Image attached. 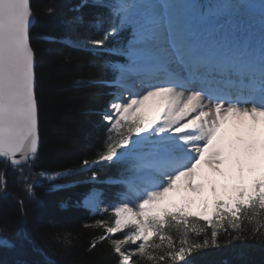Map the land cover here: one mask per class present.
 <instances>
[{"label":"snow or ice","instance_id":"1","mask_svg":"<svg viewBox=\"0 0 264 264\" xmlns=\"http://www.w3.org/2000/svg\"><path fill=\"white\" fill-rule=\"evenodd\" d=\"M86 3L87 0H82L74 11H79ZM96 3L100 7L109 8L114 23L103 37L83 43L125 57L127 63L122 66L116 82L126 75L138 74L145 68L154 67L166 74L170 83L157 84L143 93H130L126 97L112 94L113 100L104 115V121L109 125L107 130L119 131L120 127H126L129 135L115 142L109 137L106 149L98 159H85L83 164L90 167L101 161L113 162L115 159L119 162L131 157L135 172L146 180V190L135 205L138 212L129 207L128 202L114 207L113 225L106 227L105 235L93 240L92 246H96L97 240L106 239L107 234H115L131 225L122 238L111 240L113 251L119 258L118 264H141L143 258L153 264H160L166 257L173 262L190 264L187 256L203 248L217 246L218 230L228 232L225 223L237 231L238 235L233 239L244 234L239 226L242 211L247 213L251 209L252 213L260 212L264 215V177L251 185H233V195L229 199L218 198L211 210L205 207L203 213L183 210L169 212L166 209L159 212L155 207L177 187V182L182 178H188V187L202 188L203 184L192 183V178L202 165L220 171V166L232 159L242 166L241 153L252 155L257 150L264 152V139L252 135L256 125L264 121V55L259 66L250 65L243 58L229 59L223 46L202 40L188 21L167 2L157 4L149 0H96ZM160 7L164 9L162 13ZM36 19L30 0H0V162L18 174L30 197L34 196L33 183L28 182L30 178L25 175L24 166L34 167L39 155L40 140L38 99L35 93V52L30 42V31ZM82 22V16L73 17L69 21ZM94 27L99 29V21ZM127 27L132 31L124 45L116 49L105 48L109 37L119 36ZM165 32L168 46H165ZM62 42L79 46L68 37ZM109 64L111 66V62ZM181 70L190 76H195L197 72L228 75L241 70L251 77L258 75L262 81L258 89L260 98L241 100L224 95L214 96L209 94L210 90L203 88L191 90L184 97V90L191 80L186 83L181 79ZM178 88L181 91H177ZM150 101L155 102L158 111L146 119L144 109ZM249 117L251 124L245 119ZM230 118L241 125H247L249 135L237 136L226 142L221 129ZM184 120L186 122L181 123ZM64 174L55 172L49 175L41 171L38 177L54 179ZM7 175L6 168L0 169V196L6 194ZM20 203L23 205V201ZM190 216L202 219L210 226V236L203 227L191 228L193 232L204 233L202 241L193 239L189 243L184 239L176 250L172 238L161 234L166 219L182 222L187 229L190 227ZM95 224L103 225L104 222L97 220ZM4 230V227H0V233ZM154 236H158L161 241H169L167 249L159 255H155L154 249L150 248ZM260 238L264 239V230L260 232ZM125 245L128 247L125 248ZM133 256L138 259L134 261Z\"/></svg>","mask_w":264,"mask_h":264},{"label":"trees","instance_id":"2","mask_svg":"<svg viewBox=\"0 0 264 264\" xmlns=\"http://www.w3.org/2000/svg\"><path fill=\"white\" fill-rule=\"evenodd\" d=\"M81 2L32 0L38 17L31 41L37 58L41 148L34 167L24 166L28 182L33 183L34 196L28 195L25 183L10 166L6 169L9 194L0 196V227L5 229L0 233V241L6 243H0V264H118L111 240L120 239L123 232L107 234L103 241H96L95 247L92 242L105 235V228L114 223L111 207L119 200L123 185L111 179L130 171L127 158L119 162L101 161L90 167L83 164L85 159L97 160L111 136L101 120V111L110 95L105 83L111 77L107 63L115 54L62 42L67 36L74 40L101 38L108 30L105 25L94 27L96 21L104 20L108 8L89 0L74 11ZM76 16H82L83 22L69 23ZM111 41L106 40L105 48ZM3 165L0 163V169H4ZM41 171L65 174L49 179L38 177ZM92 177L95 180L89 181ZM93 186L102 188V199L109 206L100 215L90 214L81 205L83 196ZM97 220L104 224L96 225ZM188 224L186 229L182 222L166 219L161 234L172 238L176 250L184 239L189 243L193 239L202 241L204 233L191 228L203 227L210 236L211 228L202 219L190 216ZM239 226L244 230L240 238L233 239L238 233L225 223L228 232L218 230L217 246L193 252L186 259L190 264H264V239L260 238L264 215L252 213L251 209L247 213L242 211ZM168 244L167 239L161 241L154 236L150 248L159 255ZM156 245L160 247L155 248ZM141 264L153 262L143 258ZM160 264L183 262L166 257Z\"/></svg>","mask_w":264,"mask_h":264},{"label":"rangeland","instance_id":"3","mask_svg":"<svg viewBox=\"0 0 264 264\" xmlns=\"http://www.w3.org/2000/svg\"><path fill=\"white\" fill-rule=\"evenodd\" d=\"M206 1H208V0H198V1L197 0H175V4H177V6L179 7V10L181 7L183 9L187 5H191V6L196 5L197 6V4H198V10H200V5ZM152 2L157 3V0H152ZM209 3H210L211 10H214L213 11L214 13H212V15H214V17L211 18V16L207 15L210 8L207 7V5L206 6L204 5L203 11H202L204 21L208 20L209 22L213 23L212 22L213 19L214 20L219 19L220 21H222L226 17H231L232 18L231 21L234 22L233 25H235V26H237L241 21L247 20V19L248 20H254L255 19V20H257V22H259V20H260L261 22L264 23V0H210ZM180 13L182 15L183 10H182V12L180 11ZM259 24L260 23H256L253 26H257ZM259 30L260 29H258V32H257V30L254 31L256 34L258 33L257 36L260 34L261 30L260 31ZM142 72H150L152 74L153 70L151 71L150 69H145ZM125 93H126V90H123L121 94L124 95ZM155 108H157V107H156L154 101H150L145 106L144 112L146 115V119L152 117V113H153V110H155ZM235 126L239 127V125H235ZM119 129H121V127ZM235 131L236 130H234V132ZM238 132H240V131H238ZM259 155H261V154H259ZM259 164L262 166L264 165V157L260 160ZM256 165L253 167L255 170L251 171L250 173H255ZM220 167H222V166H220ZM239 170H241L243 174L245 173L244 171H246L245 169L243 171L240 166H239L238 171ZM44 172H46L50 175L51 173L62 172V171H44ZM210 172L213 174V178H215V176L220 177L219 179H215V180L223 179L222 181L226 182V185L224 186L225 187L224 191L230 192L232 195H233V191H232L233 185H236V184L251 185L255 180H257L256 176L254 178H247V177H243L241 175L239 177V179L237 180V183L232 184V183L227 182V180L225 179V177L229 178L228 176H226V175H225V177L220 176L218 171H215L214 169H212ZM259 175H260V173H259ZM136 177H140L141 180H135ZM228 180L233 181V179H230V178ZM234 180H235V178H234ZM128 181L131 184L127 188L128 190L126 191L127 192L126 198H125V201L123 203L128 202L129 207H133L134 210L138 212L139 209L136 208L135 205L137 203H139L140 198L143 195V192L146 190V180H145V178L138 175L134 170V174L132 175V177ZM213 183L215 186L217 182H215L213 180ZM187 184H188V178H182L180 181H178L177 187L173 191L169 192L162 201H160L156 204V206H155L156 210L159 212H163L165 209L169 212H175L177 210H188V211L193 212V213H197V212L203 213L205 210V207H207L208 210L210 211L211 207L209 204V201H210L209 193H207L208 190L206 191L203 188H201V189L200 188H190L187 186ZM214 186L212 187L213 189L215 188V191L212 189L213 193H214V201L213 202H215L218 199V196L221 194V191H222V189H220V187H214ZM193 191H197V192L193 193ZM93 192H95V195H94L95 205L97 202L99 204V205L97 204L95 206V208L98 211L104 210L105 206H103L102 203H100L98 191L96 189H94L89 195H91ZM212 200H213V197H212ZM85 202H86V200L85 201L83 200V203L87 206L88 204ZM210 202L212 203V201H210ZM89 207H91V206H89ZM129 226H131V225H129ZM137 243H139V242H137ZM133 260H134V258H133Z\"/></svg>","mask_w":264,"mask_h":264},{"label":"bare ground","instance_id":"4","mask_svg":"<svg viewBox=\"0 0 264 264\" xmlns=\"http://www.w3.org/2000/svg\"><path fill=\"white\" fill-rule=\"evenodd\" d=\"M149 2H152V0L150 1L149 0ZM165 2H167V3H169V4H171L172 5V2H171V0H164V3ZM103 9H104V7H103ZM173 10L177 13L178 12V9L175 7H173ZM159 11L162 13L163 11H164V9H163V7H161V8H159ZM110 15V13L109 12H106V14H104L103 16H109ZM214 26L215 25H213V27L211 28L212 29V31H214ZM191 27L192 28H194V26L193 25H191ZM196 27L198 28V26L196 25ZM220 27L221 28H224V29H226L227 30V27H225L224 25H222V24H220ZM209 29V33H208V35L210 36V37H212L213 39H214V41L213 42H218V38H215V36H214V34L212 33V31L210 30V28H208ZM259 29L261 30H259L260 31V34L259 35H261V34H264V26H260L259 27ZM234 31V33H236V34H239V33H241V36H243V37H245V38H247V33H246V30H240V29H237V30H233ZM255 30H252V33H255L254 32ZM228 32L229 33H231V31H230V29H228ZM257 32H258V30H257ZM202 34L204 33L203 31L201 32ZM231 34H233V33H231ZM258 34V33H257ZM257 34H256V36H257ZM258 35V36H259ZM257 36V37H258ZM223 39H224V37H223ZM164 41H165V46H168L167 45V33L165 32V34H164ZM249 43H250V45H254L255 43H257L256 41H252V40H249L248 41ZM259 44H261V45H264V42H258ZM224 45H226V46H230L231 45V42L230 41H225L224 42ZM235 46H240L241 45V43H236V44H234ZM147 69H150L151 71L153 70V72H152V74L150 73V72H142L141 71V77H143L144 79H146V80H149V79H155V80H159L160 81V83H162L163 81H165V82H168V84L170 83V80H169V77L166 75V74H164V73H162V72H159L158 70H156L154 67H149V68H147ZM181 72H183V74L184 75H186V73L187 72H184L183 70H181ZM246 72V71H245ZM203 72H197L196 74H195V78H197V76H199V75H201ZM247 73V72H246ZM135 75H137L138 77H139V74H135ZM189 74L187 73V77L186 78H182L181 77V79H183V80H185V82L187 83L188 81H189ZM246 77H249V75L248 74H246L245 75ZM194 78V79H195ZM191 81H193L192 79H191ZM220 84V82H216V81H205L204 83H198V82H191L190 84H188L187 85V88L184 90V97H186L188 94H190V91L191 90H198V89H202V86L203 85H215L216 87V89L217 88H219V86L217 87V85H219ZM146 85L147 84H145V85H143V84H141V85H139L138 86V88H141V87H143L144 89H146ZM234 87L235 86H228L227 88H226V90L227 91H229V92H231V93H233V89H234ZM177 91H181V89H177ZM109 93H110V90H109ZM132 93H136V92H132ZM228 93V92H227ZM130 94V93H129ZM125 96H128V95H125ZM184 97H182V100L184 99ZM110 99V95H109V98H108V100H107V103L110 101L109 100ZM106 103V104H107ZM202 103H204V101H202ZM39 104V103H38ZM106 106V105H105ZM105 106H104V108H105ZM249 107H251V105H249ZM103 108V109H104ZM246 119V121H247V123L248 124H251L252 123V121H251V118L249 117V118H245ZM184 122H186V120H184V121H181V123H184ZM235 125H239V127H236ZM257 125H260V126H263L264 127V121H261L260 123H258ZM241 126V127H240ZM234 130H236L235 132H234ZM240 131V132H238V131ZM246 132V133H245ZM224 135H225V141L227 142L228 140H231V138L233 137V136H245V137H247L248 135H249V132H248V128H247V125H241V124H239L236 120H233V119H229L225 124H224V129H223V132H222ZM240 133V134H239ZM233 134H236V135H233ZM252 135H254L256 138H257V134H254V133H252ZM40 148H41V145H40ZM40 148H39V150H38V153H39V151H40ZM259 154H261V155H259ZM264 157V152H262V151H259V150H257L254 154H252V155H248V154H245V153H241V160H242V166H241V164H238V163H236V161H235V159H232V160H228V161H226V163L225 164H223V165H221L222 167H220V172L221 173H223V175H226V176H228L230 179H233L234 180V178L236 179V177H237V171H238V169H239V166L241 167V169L244 171V169L246 170V171H244L245 173H249V174H251V176L252 175H254L255 173H250L251 171H254L255 169L253 168L256 164V168L257 167H261V169H262V167H264V165L262 166V165H260L259 164V162H260V160L262 159ZM0 163H3V162H0ZM4 166V169L6 168H8V166H6L5 164L3 165ZM260 169V170H261ZM212 170V168H210L208 165H206V164H204V165H202L201 166V168L199 169V172H197L196 174H195V176L192 178V180L194 179V180H200V179H202L203 178V176L205 175V176H207V181H206V183H203V187L202 188H204V189H206V190H208V193H209V199H210V201H212V197H213V194H211L212 193V181H211V176H212V174H211V171ZM241 171V170H240ZM216 173V172H215ZM202 175V176H201ZM228 178V179H229ZM93 180H95L93 177L92 178H90L89 179V181H93ZM94 189H96L97 191H98V196H99V199H100V203H102V205L103 206H105V209L104 210H102V211H98L96 208H95V206L98 204V202L96 203V205H95V197H94V195H95V192H93L91 195H89ZM119 191H120V189H118ZM89 195V196H88ZM88 196V197H87ZM83 200L85 201L86 200V202L85 203H87L88 205L86 206L84 203H83ZM81 205H82V207L83 208H85V209H87L88 211H89V213L90 214H102V213H104L106 210H108V208H109V206L108 205H106L105 203H104V201H103V199H102V188L101 187H98V186H93L84 196H83V198H82V200H81ZM99 205V204H98ZM89 206H91V207H89ZM94 206V207H93ZM122 238V237H121Z\"/></svg>","mask_w":264,"mask_h":264},{"label":"water","instance_id":"5","mask_svg":"<svg viewBox=\"0 0 264 264\" xmlns=\"http://www.w3.org/2000/svg\"><path fill=\"white\" fill-rule=\"evenodd\" d=\"M30 5H31V8H32V0H30ZM33 10V8H32ZM34 12V10H33ZM35 13V12H34ZM36 14V13H35ZM37 17V15H36ZM38 18L36 19V21L34 22V25L36 24ZM33 25V27H34ZM32 27V28H33ZM32 28H31V31H32ZM31 31H30V42L32 44V41H31ZM33 47V45H32ZM34 49V48H33ZM35 52V50H34ZM36 67H37V59H36V53H35V65H34V70H35V74H36V85H35V93H36V96H37V86H38V78H37V73H36ZM38 131H39V137H40V140H39V144H38V150L40 148V145H41V133H40V117H39V104H38Z\"/></svg>","mask_w":264,"mask_h":264}]
</instances>
